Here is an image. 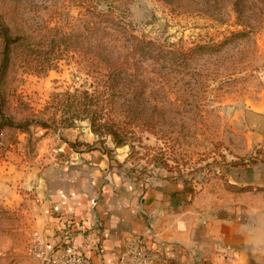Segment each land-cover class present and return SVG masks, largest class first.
I'll return each instance as SVG.
<instances>
[{
	"label": "rangeland",
	"instance_id": "obj_1",
	"mask_svg": "<svg viewBox=\"0 0 264 264\" xmlns=\"http://www.w3.org/2000/svg\"><path fill=\"white\" fill-rule=\"evenodd\" d=\"M2 1L18 30L8 56L0 44V168L96 151L125 180L191 199L233 190L231 169L264 153L247 138L264 119V0ZM85 91L125 146L74 120Z\"/></svg>",
	"mask_w": 264,
	"mask_h": 264
},
{
	"label": "crops",
	"instance_id": "obj_2",
	"mask_svg": "<svg viewBox=\"0 0 264 264\" xmlns=\"http://www.w3.org/2000/svg\"><path fill=\"white\" fill-rule=\"evenodd\" d=\"M262 122H251L252 152L264 144ZM65 154L45 168L11 158L0 168V264H46L29 254L34 232L49 253L68 243L89 264H128L121 259L136 236L154 264H264V153L229 171L233 190L191 199L125 180L102 153Z\"/></svg>",
	"mask_w": 264,
	"mask_h": 264
},
{
	"label": "trees",
	"instance_id": "obj_3",
	"mask_svg": "<svg viewBox=\"0 0 264 264\" xmlns=\"http://www.w3.org/2000/svg\"><path fill=\"white\" fill-rule=\"evenodd\" d=\"M10 2V1H9ZM7 2L0 0V44L5 46V56H8V48L10 50V44L15 43L12 41L15 36L16 25L14 24L13 17L9 14L10 7ZM15 33V34H14ZM19 37H17L18 39ZM20 40V39H18ZM7 58V57H6ZM109 62L108 64H110ZM120 63V62H114ZM113 65V63H111ZM117 65V64H114ZM111 80H108L110 82ZM89 94L85 91L81 96H76L74 102L77 104L78 116L74 120H88L91 123L92 131L95 135L103 134L111 137L117 148L126 145V137L120 133L113 120L109 117L103 106L102 94ZM66 96H71L70 92L66 93ZM1 120L10 122L4 115L2 109H0ZM256 158L250 159L251 163H255Z\"/></svg>",
	"mask_w": 264,
	"mask_h": 264
},
{
	"label": "built area",
	"instance_id": "obj_4",
	"mask_svg": "<svg viewBox=\"0 0 264 264\" xmlns=\"http://www.w3.org/2000/svg\"><path fill=\"white\" fill-rule=\"evenodd\" d=\"M29 254L46 264H89L88 259L68 243L59 245L49 253L46 243L39 238L36 232L33 233L29 245ZM121 261L128 264H154L155 262L147 251L143 236H136L129 241Z\"/></svg>",
	"mask_w": 264,
	"mask_h": 264
}]
</instances>
